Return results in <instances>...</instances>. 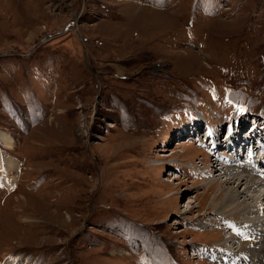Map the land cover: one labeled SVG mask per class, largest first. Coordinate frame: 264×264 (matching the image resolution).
Masks as SVG:
<instances>
[{
	"label": "rangeland",
	"instance_id": "rangeland-1",
	"mask_svg": "<svg viewBox=\"0 0 264 264\" xmlns=\"http://www.w3.org/2000/svg\"><path fill=\"white\" fill-rule=\"evenodd\" d=\"M261 59L264 0H0V264H261L203 135L264 112Z\"/></svg>",
	"mask_w": 264,
	"mask_h": 264
},
{
	"label": "bare ground",
	"instance_id": "bare-ground-1",
	"mask_svg": "<svg viewBox=\"0 0 264 264\" xmlns=\"http://www.w3.org/2000/svg\"><path fill=\"white\" fill-rule=\"evenodd\" d=\"M0 140L3 141V143L5 145H7L8 147L13 146V144H14L13 138H11L9 135H7L6 133H4L2 131H0ZM248 147H249L251 152H254V151L258 152V150H259V149L255 148V144H253L252 141L249 143ZM19 166H20V163L15 158H13L11 156L4 158L0 153V169L6 170V172L7 171H15L16 172V174H14L13 178H9V179L6 178V180H5V184L9 190H12L17 183V178H18L17 172L19 171ZM221 168H222V166L220 167V169ZM222 171H223V168H222ZM229 171L232 172V169H228V171H226L225 173H227ZM238 171L239 172L247 171V172H249V175L246 176V175L238 174L237 172L225 174V176L227 175V177H228V178H226L228 180L225 182H227V183H234V182L238 183L239 182L237 189L236 188L232 189L236 193L232 196H230L231 194L229 196H225V198H223V200H220V201H217L218 196H216L213 199V201L211 202V208L213 209V211L222 212V214H231V215L236 213V212L248 213V211H246L247 209H251V213H253V214L262 213L264 210V207L262 206V205H264V194H262V193L260 194L259 189L261 188L260 186H262L263 184L260 183L259 179L258 180L255 179V176L252 174V171H249L248 169H245V168L238 169ZM233 180H235V181H233ZM241 186H244V188L241 192H239V188H241ZM257 187L258 188L260 187V188L258 189ZM249 191L252 192V194H253V195L249 194L250 197H248V195H247V192H249ZM241 197H244L245 199L240 201ZM257 217L254 216V219L251 220V222H253L254 225H252V224H250V225L249 224L248 225L235 224V225H233L232 228L237 230L239 232V234H240V232H243L241 237L250 236L251 239L248 241H251V243L253 244V246L251 244V246H252L251 250L253 251L254 244H256V246H258V247H256V249L259 251L258 253L262 254L263 248H264V246H263L264 245V243H263L264 231H263V227L261 226V222H264V218H261L262 220L259 221V217L258 218ZM261 217H264V214H262ZM259 226L262 228H260ZM233 236L234 235H232L229 239H226V240L224 239L222 242H225L227 244L228 242L233 241L234 237H235V236L234 237ZM258 236H260V237H258ZM242 245H243V243L240 242L239 249L235 248L233 250H229V251H237L233 257H231L227 253H224L226 256H230L229 259L228 258H227V260L224 259V261H228L230 264H234L233 262L237 258L236 254H238L239 256H241V258L244 259V261H246V264H252L250 261L246 260L248 255L246 252H243V250H241V248L243 247ZM252 251L250 252V254L252 253ZM252 255L254 256V254H252ZM219 261H223V258L212 254V263H210V264H219L218 263ZM7 262L8 263H6V264H13L9 260H7ZM261 264H264L263 255H262Z\"/></svg>",
	"mask_w": 264,
	"mask_h": 264
},
{
	"label": "trees",
	"instance_id": "trees-1",
	"mask_svg": "<svg viewBox=\"0 0 264 264\" xmlns=\"http://www.w3.org/2000/svg\"><path fill=\"white\" fill-rule=\"evenodd\" d=\"M264 60L263 59H261V64H263L264 65V62H263ZM229 86V85H228ZM193 131H196V128H193Z\"/></svg>",
	"mask_w": 264,
	"mask_h": 264
}]
</instances>
